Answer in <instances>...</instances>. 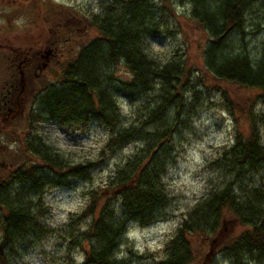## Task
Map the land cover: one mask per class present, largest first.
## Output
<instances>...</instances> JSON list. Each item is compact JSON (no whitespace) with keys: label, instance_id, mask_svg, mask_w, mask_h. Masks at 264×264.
Wrapping results in <instances>:
<instances>
[{"label":"trees","instance_id":"16d2710c","mask_svg":"<svg viewBox=\"0 0 264 264\" xmlns=\"http://www.w3.org/2000/svg\"><path fill=\"white\" fill-rule=\"evenodd\" d=\"M162 1L160 10L167 15L173 13ZM189 3V19L203 31L206 41L200 60L194 64L186 63L179 55L163 63L148 56L144 38L154 37L163 29L161 22H154L157 12L151 15L150 9L156 5L149 0H113L107 8L120 14L118 19L111 22L106 8L101 19L85 24L95 26L100 37L83 43L80 54L65 62L71 65L62 71L65 80L59 79V85L45 89L41 112L26 117V121L32 125L57 120L60 124L78 117L82 124L86 120L98 122L108 135L95 160L76 164L62 159L35 135L25 153L39 163L26 159L11 166L9 174H0V264H8V251L15 239L28 240L30 233L45 232L30 210L29 195H38L46 187L69 186L70 180L89 183L90 172L103 161L129 143H138L133 154L114 166L103 186L83 193L85 203L64 225L70 243L80 248L88 244L80 263L66 264H125L117 259V248L123 243L126 224L135 221L140 226L148 225L165 205L161 181L170 152L165 148L177 128L187 126L195 115L202 94L198 86L216 92L234 122L244 119L245 129L235 130L232 144L211 161L227 181L202 195L166 240L162 257L151 258L150 264H191L195 255L189 237L197 234L201 241H209L219 234L227 216L239 227L223 239L222 255L230 264H264V114L254 111L257 102H264V0ZM254 7H260L263 14L259 29L263 39L256 61L228 50L235 41L233 35L245 38V17ZM259 30L257 27L255 33ZM119 64L128 71L126 81L116 80L111 73ZM233 87L253 90L254 94L240 105L234 104ZM148 91H156L157 100L146 108L140 101ZM116 92L137 107L134 122L127 126L120 125ZM168 110L171 120L160 124ZM7 160L10 164L17 162ZM81 221L88 224L78 229Z\"/></svg>","mask_w":264,"mask_h":264},{"label":"rangeland","instance_id":"374dc122","mask_svg":"<svg viewBox=\"0 0 264 264\" xmlns=\"http://www.w3.org/2000/svg\"><path fill=\"white\" fill-rule=\"evenodd\" d=\"M104 1V9L112 6L113 0H62L63 3H73L77 6H82V12L86 8L92 12H97V6ZM156 7L152 8L150 13L157 12L153 15L154 22H161L163 29L158 31L154 37L146 36L144 44H146V52L155 62L163 63L176 55L185 62L194 64L200 60L201 48L206 42L205 34L194 24L190 15L191 0H164L171 7L173 13L167 15L160 10L162 0H149ZM102 3V4H103ZM10 3L3 4L1 14L8 13ZM107 9L110 13V21L113 18L118 19L120 14ZM90 13V14H91ZM260 7H254L246 14L245 20V38H241L239 34L232 36L231 44L228 45V50L233 53L246 54L252 61L257 60L258 46L262 38V32L259 29L260 22L263 19ZM160 17V20L159 18ZM4 16H0V26L7 31L1 33L2 38L9 40L20 39L25 45L28 43L27 37L30 35L37 36L40 33V27L35 25L23 24L24 18L5 23ZM23 21V22H22ZM165 22V23H164ZM66 26H69L66 25ZM88 27V26H87ZM151 27V26H150ZM258 27V32L255 33ZM165 28V29H164ZM79 32L76 33V39H71L68 44L64 42L62 45L63 55H67L69 46L72 50L68 59L70 61L80 44H87L93 37H100L95 26L83 28L80 25ZM65 31H68L67 29ZM8 33V34H5ZM66 36V34H65ZM244 39V40H243ZM5 40V39H2ZM242 40V41H241ZM7 41V40H5ZM13 42V41H12ZM100 64L97 65V67ZM101 68V67H100ZM116 80H127L129 74L127 69L122 65H115L111 70ZM52 76L48 84H53L59 79H54L58 76V72H49ZM57 75V76H55ZM48 79V78H46ZM46 83V81H43ZM112 85L114 81L111 82ZM110 85V83H109ZM197 90L202 94L199 96V105L196 113L187 122V126L178 127L177 132L171 135L170 141L167 144L168 153L167 168L164 177L161 181L162 188L165 193V205L159 211L155 220L148 225L140 226L139 224L129 222L126 224L123 243L117 248V259H122L125 264H150L151 258L162 257L166 240L173 235L179 224L188 213L192 206L202 198L205 192L210 188L221 186L227 178L225 175L215 169V165H211L214 157L221 153L222 148L232 144L235 130L245 129L243 118L234 122L232 116L229 115L220 101V96L211 89L201 88ZM230 90V88H229ZM228 90V91H229ZM232 91L234 104H239L244 101L245 97L252 96L253 90L245 91L242 88L233 87ZM116 107L120 125L127 126L128 123L134 122V113L136 106L129 103L127 97L116 92ZM157 92H147L140 101L146 108L152 107L153 102L157 100ZM187 97V96H186ZM256 113L264 114V102L256 103L254 106ZM169 110L166 113L164 122H169L171 119ZM78 117L73 121L60 123L55 120H41L30 125L25 118H17V134L13 137V141L8 142V158L14 160L17 165L26 161L37 162L33 157L29 158L25 153L29 140L33 136H38L43 145L49 146L62 159L70 164L78 162L86 163L89 160L93 161L97 158L98 148L106 140L108 135L106 129H103L98 122L86 120L83 124L79 122ZM238 122V123H237ZM237 123V124H236ZM261 125H264L262 122ZM160 127V125H159ZM237 130V131H238ZM139 147L138 143H129L123 150H120L114 157L105 160L96 169L90 172L89 183L70 180L69 186L46 187L39 191L38 195H29L30 210L36 215V223L45 230V232L29 234V239L17 240L12 242V247L8 251V264H66L67 262L80 263L82 261L83 249L87 248L88 244H82V247L75 246L74 242L70 243L68 234L65 233L64 225L70 215L80 210V207L85 203L83 193H86L90 188H96L104 185L108 175L114 171V166L117 163L126 160ZM10 150V151H9ZM10 156V157H9ZM15 156V159H14ZM16 163H11L16 166ZM27 163V162H26ZM26 163H24L26 165ZM32 163V164H34ZM9 164V163H8ZM30 164V163H29ZM3 174V171L0 170ZM87 221H81L78 229L85 228ZM223 228L216 237H210L203 242L197 234L191 235L189 244L193 248L192 252L195 257L191 264H230V261L224 257L220 251L223 245V239L232 236L238 230V225L234 223L228 216L223 219ZM1 238V237H0ZM68 239V240H67ZM253 264V263H251Z\"/></svg>","mask_w":264,"mask_h":264},{"label":"flooded vegetation","instance_id":"af4514ba","mask_svg":"<svg viewBox=\"0 0 264 264\" xmlns=\"http://www.w3.org/2000/svg\"><path fill=\"white\" fill-rule=\"evenodd\" d=\"M61 1L0 0V16H4L5 23L22 17L23 24H33L34 27L41 28L37 36L30 35L26 38L28 43L25 45L26 42L23 43L17 38L12 40L2 38L1 33L7 31L0 26V170L8 174L12 172L13 165L7 160L6 150L9 149L8 142L13 141L17 134V118L25 116L31 118L35 113L41 112L40 99L44 92L59 85V81L47 83L50 80L49 76H52L49 72H58L54 79L64 81L62 71L68 69V65L71 66L69 63L65 64V60L68 59L73 47L69 46L65 56L62 51L65 48L63 45L60 47L59 43L68 44L71 39H76L75 35L79 32L80 25L87 29L85 25L87 22L101 19L108 9L105 13L104 1H101L96 7L97 12L91 13L88 8L82 12V6ZM8 2L10 10L2 15L1 8ZM68 24L69 26H66ZM66 29L68 31H65ZM79 46L75 57L82 49V45Z\"/></svg>","mask_w":264,"mask_h":264}]
</instances>
